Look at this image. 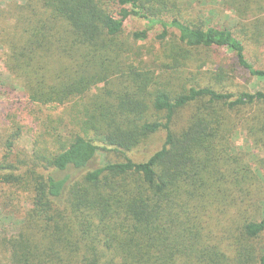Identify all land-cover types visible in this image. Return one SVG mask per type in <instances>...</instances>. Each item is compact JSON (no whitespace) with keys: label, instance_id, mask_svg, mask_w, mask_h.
Wrapping results in <instances>:
<instances>
[{"label":"trees","instance_id":"1","mask_svg":"<svg viewBox=\"0 0 264 264\" xmlns=\"http://www.w3.org/2000/svg\"><path fill=\"white\" fill-rule=\"evenodd\" d=\"M210 5L231 24L194 13ZM131 18L158 28L159 72L131 67L64 133L35 135L30 155L19 129L3 130L0 200L24 194L30 206L0 236V264H264L258 180L230 147L238 127L253 143L264 132V89L234 90L237 73L264 83L251 61L264 0H0V60L31 104L66 106L120 68ZM220 50L232 69L202 71L201 55ZM161 129L147 160L126 157ZM107 148L124 159L99 164Z\"/></svg>","mask_w":264,"mask_h":264},{"label":"rangeland","instance_id":"2","mask_svg":"<svg viewBox=\"0 0 264 264\" xmlns=\"http://www.w3.org/2000/svg\"><path fill=\"white\" fill-rule=\"evenodd\" d=\"M9 1V0H7ZM211 6V7H210ZM194 7V13L207 17L213 26L227 27L232 17L229 11H225L219 5ZM213 8L214 11L208 15L207 10ZM200 13V14H199ZM146 33L145 40L140 36ZM158 28H149L148 25L136 18L127 20L124 24V31L121 41L124 44L123 54L119 57L118 66L120 68L111 73L106 82L92 85L90 90L67 103L66 106H40L33 105L28 100V91L21 88V83L13 78L6 71L3 62L0 60V157H1V137L3 130L7 133H14L19 129V136L16 146L19 150H24L26 155L32 152V139L35 135L44 133L51 128L58 132L64 133L65 127L73 121V118L84 109L91 108L94 97L102 92L104 95L109 93V89L116 80L121 79V75H126L128 69L140 64H145L150 70L156 71L155 63L169 62L162 54L161 45L157 42L156 36L159 34ZM209 55L201 56L204 64L202 71H216L218 67L223 66L231 70V63L227 52L224 50L208 52ZM251 61L259 66L264 67V47L259 50H252ZM170 65V64H168ZM197 64H195V67ZM123 67V68H122ZM226 69V70H227ZM182 72V70H179ZM234 84V90L254 92L264 89L263 82H257L245 73H237ZM174 86L180 85L177 81L172 80ZM74 128V127H72ZM70 128V129H72ZM14 131V132H13ZM261 139L258 143H253L254 135L242 127H238L232 134L230 147L240 156L241 165L247 170L252 171L258 182V195L260 204L259 210L264 217V132L259 133ZM164 142V131L161 129L151 141L134 152L126 154V157L134 162H143L157 151ZM103 148L104 146L101 145ZM124 157L107 148L98 152L97 162L104 164L106 162L122 161ZM11 198L6 199V203L0 200V236H10L17 232L18 226L22 221L25 213L29 208V198L27 195L7 192ZM264 237V236H263Z\"/></svg>","mask_w":264,"mask_h":264}]
</instances>
